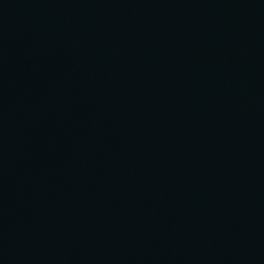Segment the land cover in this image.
Listing matches in <instances>:
<instances>
[{
	"label": "water",
	"instance_id": "95a60500",
	"mask_svg": "<svg viewBox=\"0 0 264 264\" xmlns=\"http://www.w3.org/2000/svg\"><path fill=\"white\" fill-rule=\"evenodd\" d=\"M0 264H264V0H0Z\"/></svg>",
	"mask_w": 264,
	"mask_h": 264
}]
</instances>
